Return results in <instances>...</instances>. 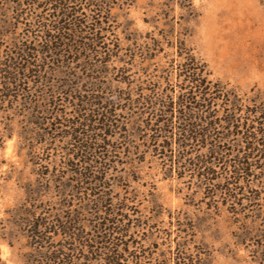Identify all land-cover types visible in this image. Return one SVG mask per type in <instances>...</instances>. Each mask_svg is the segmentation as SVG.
<instances>
[{
  "label": "rangeland",
  "instance_id": "374dc122",
  "mask_svg": "<svg viewBox=\"0 0 264 264\" xmlns=\"http://www.w3.org/2000/svg\"><path fill=\"white\" fill-rule=\"evenodd\" d=\"M263 120L261 0H0V264H264Z\"/></svg>",
  "mask_w": 264,
  "mask_h": 264
},
{
  "label": "trees",
  "instance_id": "16d2710c",
  "mask_svg": "<svg viewBox=\"0 0 264 264\" xmlns=\"http://www.w3.org/2000/svg\"><path fill=\"white\" fill-rule=\"evenodd\" d=\"M261 2H263L264 4V0H261ZM192 64H195V59L194 57H190L189 58ZM189 64V63H188ZM187 64V65H188ZM189 68V67H188ZM207 74V72L205 71V65L203 63L198 64V66H194L191 68V72L188 73L189 76H187V80L188 82H195L196 86H198V88H200V96L198 97L200 101V104L197 106H190L187 107V104H191V99L189 97H185L183 102H180L179 104L181 105V107H183V111L186 112L184 115V117H179L181 123H184V128L182 127L181 129H179L181 132L180 134L183 135V138L186 140L187 138L190 139L192 138L190 133L194 132V138H199L201 140H208L209 137H211V133L214 131V129L218 128L220 126V124L218 123H209L208 120L212 119V115H207L208 111H210L212 109L211 104L206 102L207 99L208 101H213L215 102V100H219L220 97L219 96H223L224 98L227 97L226 99L229 100L230 99V105L232 107V111L228 112L226 114V126L230 129L232 127V124L234 123V121L237 120L236 117V110L240 109L241 106V102L239 100V98L237 97V95L235 93H233V91H231V89H228L227 87H225L223 84H221L218 81L212 82L211 80H208L206 77H201L200 79L197 78H192L190 77L193 75H205ZM216 94H218L217 96H215ZM220 94V95H219ZM207 96V98H206ZM229 98V99H228ZM193 117V119H192ZM202 117H205V120H202ZM198 119L200 121V123H195L194 120ZM208 123L210 124V126H208ZM204 124L206 126H204ZM218 124V125H217ZM263 127V131H262V135L264 136V120L260 123ZM223 128H225V125H221ZM181 135V136H182ZM249 139H252V137L249 136ZM255 143V142H254ZM254 143H252V146H248V148L250 149H254ZM258 144V143H257ZM240 160L237 161V163H235L236 165H240Z\"/></svg>",
  "mask_w": 264,
  "mask_h": 264
}]
</instances>
